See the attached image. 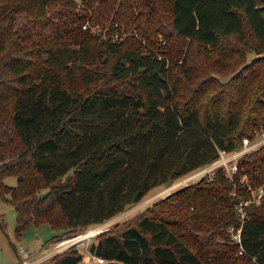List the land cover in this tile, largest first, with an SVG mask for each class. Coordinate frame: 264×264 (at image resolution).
<instances>
[{"label": "trees", "instance_id": "1", "mask_svg": "<svg viewBox=\"0 0 264 264\" xmlns=\"http://www.w3.org/2000/svg\"><path fill=\"white\" fill-rule=\"evenodd\" d=\"M9 1L0 21L22 10L52 31L26 44L0 35V192L15 205L17 237L32 224H49L52 242L104 224L264 131V56L239 68L248 52L264 54V0H166L168 23L164 0H98L111 28L139 10L138 36L118 42L83 29L74 0ZM182 39L214 49V60L173 65ZM9 174L17 186L4 183ZM262 185L264 145L244 155L231 178L220 168L134 224L102 232L91 252L105 264H223V251L206 244L212 235L229 238L230 226L241 229L238 257L264 264V201L245 206V217L238 209L250 187ZM178 211L182 219L172 217ZM82 259L73 247L50 264Z\"/></svg>", "mask_w": 264, "mask_h": 264}, {"label": "rangeland", "instance_id": "2", "mask_svg": "<svg viewBox=\"0 0 264 264\" xmlns=\"http://www.w3.org/2000/svg\"><path fill=\"white\" fill-rule=\"evenodd\" d=\"M136 1V0H135ZM2 2H11L9 0H0V5ZM76 3V9L75 13L81 15L83 24L88 22V25L91 26L90 29H93L95 27V30L97 33L105 32L107 33V30L109 29L112 35H116L117 33H120L122 38L125 39L127 36H138L136 32V24L137 22L142 19V17H139V10L135 13V16L132 20L124 18L121 24V28H119V24H115L111 28V20L106 18L102 13L98 16L97 11L95 10L97 6L100 5L98 0H74ZM137 2V1H136ZM63 4L55 5L54 8L57 9V11L63 10L64 7ZM163 7V13L162 16L165 19V22H169V18L171 16V13L168 12L169 8V2L166 0L163 1L162 4ZM3 9V8H2ZM51 10V9H50ZM65 10V8H64ZM165 10V11H164ZM51 12H54L51 10ZM14 13V12H13ZM12 14V13H11ZM74 14V13H73ZM48 17L51 18V13L48 14ZM36 18V15L32 12H24L20 10V12H16V14H13V20L8 21H0V35L1 37H7L6 40L10 43L12 41L13 37L18 36V44H26L28 41L27 38L30 35H33L34 38H37L40 33H45V35L51 34V29L46 25H39L34 23ZM55 18H57L55 16ZM78 18V19H79ZM58 19H55L57 21ZM98 21V22H97ZM84 29V28H83ZM92 31V30H91ZM94 34V33H93ZM137 34V35H136ZM99 35V34H95ZM160 36V35H159ZM140 38V37H139ZM153 38H156L161 41L162 36H154ZM141 39V38H140ZM183 41L179 42V44H174V49L178 50V54L180 55L181 59L178 61H173V65L176 63L181 64L183 62V58L189 57L192 61L203 63L205 65L209 64L210 61L214 60V57L216 56V51L213 49L210 53H208L209 48L200 46L194 42H190L188 40L182 39ZM145 43V41H144ZM146 44L149 45L147 42ZM152 46V45H151ZM149 45V47H151ZM256 56H264L262 55H256L254 52H248L245 55V60L239 61V68H244L247 64L252 63L253 59L256 58ZM208 59V61H206ZM126 64H129L126 62ZM200 77H203L201 73H198ZM220 79L223 81L230 79L231 75L229 76H219ZM264 133V131L257 134V136L252 139H259L261 138ZM264 144V143H263ZM13 148H7L6 151H12ZM226 155L225 159H222L224 162L227 160L229 162V165L232 166L236 160L232 159L230 160ZM243 156L240 157L238 160V164L241 162ZM220 159V160H221ZM215 162L212 164V167H204L207 170L213 169L211 171L212 175L220 169L221 166H218V162ZM226 168V167H224ZM203 169V168H201ZM201 169L195 170L191 172L190 174L180 178L181 182L178 186H173L172 184L169 185H160L158 187H155L152 189L140 202L130 205L126 208V210L118 215H116L114 218L110 219L109 221L105 222L101 225H93L90 226L88 229L82 230V232H79L77 234H69L61 237V239H58L57 241H50L51 238L57 233L52 229V227L49 224H41V225H30L22 234V236L17 237L16 234V224H17V214H16V208L12 201H10V196L8 194H1L0 192V264H18L21 260L19 259V253L21 252V248L24 247L25 249L29 250L31 252V260L42 262L43 264H50L53 257L58 255H63L67 250L70 248L76 247L80 253L83 254V259L79 264H93L95 263V260L93 259L91 252V246L93 243L98 242V238L100 234L104 231H114L119 232L124 227L134 224L138 216L144 212L149 210H155L157 208V203L162 201L164 198L168 196L171 192L191 183L199 180L202 176H197V172ZM233 173H229L226 168V175L230 177ZM231 178V177H230ZM245 176L242 177V182L245 180ZM178 179V180H180ZM177 180V181H178ZM176 182V181H175ZM4 183L9 187H15L18 185V177L15 174H9L6 175L4 178ZM48 190H43L42 194L47 192ZM229 191L228 194L230 196L235 195V191ZM242 202V201H241ZM220 208H224L225 205L220 204ZM228 209V208H227ZM240 210V207H238ZM243 216V215H242ZM175 219H182V212L178 211V214L172 215ZM3 224V225H2ZM96 231L95 234L89 238L81 239L84 235L89 233L90 231ZM223 232L226 234H229V238H224L223 236L219 235H212L211 239L208 241L206 246H218L220 250L223 251L220 255H222L221 259L218 260L220 263L223 264H256L254 261L247 260L244 258L238 257L239 251L236 252V249L234 248V242H236V235L238 231L233 229V227L225 226L223 228ZM63 234V232H61ZM200 236L203 240L204 236H208L207 233H200ZM76 240V241H75ZM50 241V242H49ZM206 241V240H205ZM76 242V243H75ZM238 242V241H237ZM63 243V245H61ZM60 247V252L57 251V248ZM67 246V248H66ZM233 246V247H232ZM65 248V249H63ZM55 249V254L49 258V253H51ZM19 252V253H18Z\"/></svg>", "mask_w": 264, "mask_h": 264}, {"label": "built area", "instance_id": "3", "mask_svg": "<svg viewBox=\"0 0 264 264\" xmlns=\"http://www.w3.org/2000/svg\"><path fill=\"white\" fill-rule=\"evenodd\" d=\"M89 27L91 28V26L88 25V22L83 24V28L85 30L90 29ZM90 30H92V32L94 34L101 35L104 40H111V41H114V42H118V41L123 40V38H122L120 33H117L116 35H112V34L108 35L105 32L97 33L96 31H94L95 27L93 29H90ZM262 135L263 136L261 138L255 139V140H252L250 138H245L243 140V146L237 151H233V152L222 151L220 159L221 158L225 159L226 158L225 156L228 155L227 157L230 160L234 159L236 161H235V163L232 166H230L229 162L227 160H225V162H224L222 159L221 160L219 159L220 162L217 163L218 166H221L220 168H223L225 170L227 168V171H229V173H233L234 174L238 170V160L240 159V157H242V156L250 153L251 151L256 150L259 147H261L262 145H264L263 144L264 143V133ZM219 160H217V161H219ZM208 166H210V165H208ZM208 166H206V167H208ZM210 167H212V164H211ZM210 167H209L208 170L206 168H203V169L200 168L201 170H199L196 175L197 176H199V175L200 176L208 175L210 178H212L213 175H212L211 171H213L214 168L210 169ZM224 167H226V168H224ZM233 174L230 175V177H232ZM175 183H177V185H175V186H178L180 183H182L181 179L176 181V182H174L173 185ZM250 189H251V192H252V198L250 200H247V201L246 200L242 201L239 204L240 211L242 212L243 217H245V211H244V207L245 206L249 205L250 203L260 204L262 201H264V185L260 186L257 189H252L251 187H250ZM236 240L241 243V229L238 230V233L236 235ZM61 245H63V243ZM60 247L61 246H59L57 248V251H59V252L61 250ZM66 248H67V246H66ZM63 249H65V248H63ZM242 252L243 251L241 250L240 253H242ZM20 254L22 255V257H21V260H20V262L18 264H43L42 262H37V261L31 260V252L29 250L25 249L24 247L21 248ZM92 257L95 260V263H100V264L108 263V261L105 258L101 257V256H97V255L93 254Z\"/></svg>", "mask_w": 264, "mask_h": 264}, {"label": "bare ground", "instance_id": "4", "mask_svg": "<svg viewBox=\"0 0 264 264\" xmlns=\"http://www.w3.org/2000/svg\"><path fill=\"white\" fill-rule=\"evenodd\" d=\"M175 185H177V183H175L173 186H175ZM95 232H96L95 230L94 231H90L89 233H87L86 235H84L82 237V239L89 238V237L93 236L95 234Z\"/></svg>", "mask_w": 264, "mask_h": 264}, {"label": "crops", "instance_id": "5", "mask_svg": "<svg viewBox=\"0 0 264 264\" xmlns=\"http://www.w3.org/2000/svg\"><path fill=\"white\" fill-rule=\"evenodd\" d=\"M54 254H55V249L51 253H49V255H48L49 258H51ZM18 255H19V259H20L22 257V255L20 253Z\"/></svg>", "mask_w": 264, "mask_h": 264}]
</instances>
